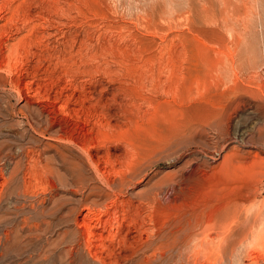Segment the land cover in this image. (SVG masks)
Returning a JSON list of instances; mask_svg holds the SVG:
<instances>
[{
    "label": "rangeland",
    "instance_id": "obj_1",
    "mask_svg": "<svg viewBox=\"0 0 264 264\" xmlns=\"http://www.w3.org/2000/svg\"><path fill=\"white\" fill-rule=\"evenodd\" d=\"M0 67V264H264V0H0Z\"/></svg>",
    "mask_w": 264,
    "mask_h": 264
},
{
    "label": "bare ground",
    "instance_id": "obj_2",
    "mask_svg": "<svg viewBox=\"0 0 264 264\" xmlns=\"http://www.w3.org/2000/svg\"><path fill=\"white\" fill-rule=\"evenodd\" d=\"M10 62H11V61H10ZM7 64H9V63H7ZM1 65H2V64H1ZM10 67H12V66L10 65ZM10 67H9V68H10ZM9 68H8V70H9ZM0 69H1V67H0ZM11 69H12V68H10V70H11ZM11 72H12V71H11ZM12 73H13V72H12ZM11 81H12V80H11ZM0 82H1V81H0ZM2 82H3V81H2ZM4 82H5V81H4ZM16 82H17V81H16ZM18 82H20V81H18ZM6 84H8V83H6ZM14 84H15V82H14ZM14 84H13V85H14ZM16 84H17V83H16ZM18 84H19V83H18ZM8 86H9V85H8ZM14 86H15V85H14ZM14 86H13V87H14ZM17 86H18V85H17ZM17 86H16V87H17ZM4 88H6V87H4ZM10 88H11V87H10ZM14 88H15V87H14ZM236 89H238V88L236 87ZM14 90H15V89H14ZM17 90H20V89L18 88ZM233 90H235V88H234ZM8 92H9V91H8ZM10 92H11V91H10ZM235 92H236L237 95H238L239 92H237V90H236ZM19 93H21V92H19ZM19 93H18V95H19ZM236 93H235V94H236ZM20 98H21V97H20ZM23 98H24V97H23ZM232 98H233V97H232ZM235 98H236V97H235ZM240 98H241V97H240ZM241 99H242V98H241ZM237 100H238V99H237ZM27 101H28V100H27ZM27 101H26V102H27ZM239 101H241V100L239 99ZM239 101H237V102H239ZM243 101H244V99H243ZM229 102H230V101H229ZM241 102H242V101H241ZM244 102H245V101H244ZM234 104H236V103L234 102ZM232 105H233V104H232ZM232 105H231V108H233ZM237 107H238V106H237ZM228 108H230V106H229ZM5 109H6V108H5ZM236 109H237V108H236ZM1 110H2V109H1ZM89 113H90V112H89ZM90 114H91V113H90ZM24 116H25V115H24ZM27 118H28V117H27ZM31 118H33V117H31ZM31 118H30V120H32ZM85 120H86V119H85ZM28 121H29V120L27 119V122H28ZM33 122H34V121H33ZM83 122H84V121H83ZM28 123H29V122H28ZM30 123H31V122H30ZM88 123H89V122H88ZM51 124H52V122H51ZM51 124H50V125H51ZM90 124H91V123H90ZM33 125H34V124H33ZM42 125H43V124H42ZM52 125H53V124H52ZM92 125H93V124H92ZM34 126H35V125H34ZM36 126H37V125H36ZM38 126H40V124H39ZM46 126H47V125H46ZM46 126H45V127H46ZM30 127H32L31 124H30ZM45 127H44V128H45ZM48 127L50 128L49 124H48ZM48 127H46V128H48ZM40 128H43V127H40ZM40 128H39V129H40ZM49 128H48V129H49ZM60 128H61V127H60ZM90 128H91V127H90ZM33 129H34V128H33ZM25 130H27V128H26ZM76 130H77V129H76ZM17 131H18V130H17ZM33 131L36 132L35 130H33ZM45 131H46V133H47V129H45ZM58 131H60V133H61V131H64L65 135H59L58 138H55V140H58V141H60V142H65V143L67 142V143H69V144H72V145L78 146V147L81 148V150L86 148V150L89 151V149H88L89 147H87V145L89 144V140H90V139H88V138H84L83 135H85V134H83L82 136H77V137H75V135H74V133H73V132H74L73 130H67V131H65L63 128H61L60 130H57V133H58ZM87 131H88V128H87ZM90 131H91V130H90ZM23 132H24V131H23ZM54 132H55V131H54ZM77 132H78V131H77ZM77 132H76V133H77ZM83 132H84V131H83ZM93 132H94V131H93ZM93 132H92V133H93ZM40 133H42V132H40ZM55 133H56V132H55ZM57 133H56V134H57ZM85 133H86V132H85ZM89 133H90V132H89ZM92 133H91V134H92ZM100 133H101V132H100ZM23 134H24V133H23ZM42 134H43V133H42ZM52 134H53V133H52ZM86 134H87V133H86ZM94 134H95V133H94ZM76 135H77V134H76ZM87 135H88V134H87ZM92 135H93V134H92ZM227 135H228V132H227ZM23 136H24V135H23ZM89 136H91V135H89ZM54 137H57V136L54 134ZM81 137H83V138H81ZM85 137H86V135H85ZM87 137H88V136H87ZM91 139L93 140V138H91ZM96 140H98V138H97ZM96 140H95V142H96ZM90 142H92V141H90ZM92 143H93V142H92ZM92 143H91V144H92ZM96 144L98 145V143H96ZM96 144H95V145H96ZM99 144H100V143H99ZM62 145H66V144L63 143ZM95 145L93 144V147H94ZM97 145H96V146H97ZM57 146H58V145H57ZM66 146H68V145H66ZM88 146H89V145H88ZM90 146H91V145H90ZM98 146H100V145H98ZM91 147H92V146H91ZM24 148H25V147H24ZM63 148H64V147H63ZM72 148H73V147H72ZM96 148H97V147H96ZM64 149H66V148H64ZM86 150H85V151H86ZM83 151H84V150H83ZM56 152H57V151H56ZM26 153H27V152H26ZM27 154H28V153H27ZM59 154L61 155V152H59ZM72 155H73V154H72ZM56 156H57V155H56ZM58 156H59V155H58ZM74 156H75V155H74ZM88 156H90V155H87L86 157H88ZM231 156H232V155H231ZM93 157H94V156H93ZM228 157H229V156H228ZM88 158H89V157H88ZM75 159H76V158H75ZM89 159H90V158H89ZM226 159H227V158H226ZM232 159H233V157H232ZM95 160H97V159H95ZM89 161H90L89 163L91 164V165H90V164H89V165L91 166V168H93L95 174L97 175V173H98V175L100 176V178L102 177V179H104L103 182L106 183L107 186H111V185H114L115 183H117V185L112 186V187H117V188H118V189H116L115 191H119V190H120V191L122 192V190L124 189L125 185H126L128 182H130V180H131V178L128 177V174H129L128 171H131V169L128 170V168H126L128 171L125 170V172L120 173V175L118 174L119 172H118V173L116 172V174H118L119 176H118V178H117L118 180L115 181V180H112V179H111V177L114 176L113 174H112V176H110V177L108 176V174L111 175L110 173H111V171H112L113 168L108 169V168L105 167V170H106V171H105V172H102V170H101L102 167L100 168V165L97 164V162H101V161L98 160V161L95 162V161L93 160L92 157H91V160H89ZM105 161H106V160H105ZM105 161H104V162H105ZM229 161H231L232 163L234 162V161H232V160H229V158H228V163H229ZM59 162H60V161H59ZM111 162H112V161H111ZM231 162H230V165L232 164ZM85 163H86V162H85ZM109 163H110V160H109ZM18 164H19V163H18ZM106 164H107V163H106ZM134 164H135V163H134ZM134 164H133V165H134ZM136 164H137V162H136ZM15 165H16V164H15ZM22 165H23V164H22ZM22 165H21V166H22ZM137 165H139V164H137ZM137 165H135V166H137ZM76 166H77V165H76ZM110 166H111V165H110ZM130 166H131V165H129V166L127 165V167H130ZM135 166H133V167H134V170H135ZM233 166H234V165H232L231 167H233ZM17 167H18V166H17ZM107 167H108V166H107ZM114 167H116V166H114ZM131 167H132V166H131ZM131 167H130V168H131ZM133 167H132V169H133ZM228 167H229V166H228ZM66 168H67V167H66ZM73 168H74V167H73ZM19 169H20V168H19ZM225 169H226V167H225ZM229 170H230V169H229ZM10 171H11V170H10ZM15 171H16V170H15ZM132 171H133V170H132ZM17 172H18V171H17ZM127 172H128V174H127ZM105 173H107V175H105ZM131 173H132V172H131ZM69 174H70V173H69ZM132 174H134V173H132ZM12 175H14V174H12ZM12 175H11V176H12ZM99 176H98V177H99ZM116 176H117V175H116ZM79 177H80V176H79ZM9 179H10V178H9ZM13 179H14V178H13ZM68 179H69V178H68ZM78 179H80V178H78ZM93 179H94V178H93ZM134 179H135V178H134ZM70 180H71V179H70ZM96 180H97V179H96ZM100 180H101V179H100ZM131 181H132V180H131ZM70 182H71V181H70ZM71 183H72V185H73V184L78 185V184H80V183H82V182H80V181L77 182V181L73 178ZM132 183H133V182H132ZM83 184H84V183H83ZM128 184H130V183H128ZM64 185H65V184H64ZM90 186H91V185H90ZM106 189H107V188H106ZM111 190H113V189H111ZM116 193H120V192H116ZM248 196H249V195H248ZM138 197H139V196H138ZM235 197H236V196H235ZM247 199H248V198H247ZM229 200H230V199H229ZM249 200H250V199H249ZM130 201H131V200H130ZM238 201H239V200H238ZM115 203H116V202H115ZM124 203H125V202H124ZM128 204H129V203H127L126 206H128ZM131 204H132V202H131ZM228 204H229V203H228ZM224 205H225V204H224ZM115 206H116V204H115ZM118 206H119V205H118ZM133 206H134V205H133ZM225 206H226V205H225ZM87 207H88V206H87ZM89 207H90V206H89ZM113 207H114V206H113ZM130 207H132V206H130ZM167 207H168V205H167ZM230 207H232V206H230ZM234 207H235V206H234ZM234 207H232V208H234ZM237 207H238V205H237ZM241 207H242V206H241ZM126 208H127V207H126ZM168 208H169V207H168ZM92 209H93V207H92ZM115 209H117V208H115ZM121 209H123V207H122ZM124 209H125V207H124ZM124 209H123V210H124ZM222 209H223V208H222ZM224 209H225V212L228 211V210H226V208H224ZM118 210H120V209H118ZM123 210H122V211H123ZM125 210H126V211H125ZM125 210H124V211L127 212V209H125ZM128 210H129V209H128ZM234 210H235V208H234ZM234 210H233V211H234ZM116 211H117V210H116ZM116 211H115V212H116ZM120 211H121V210H120ZM124 211H123V214H124ZM221 211L223 212V210H221ZM229 211H230V210H229ZM215 212H216V211H215ZM121 213H122V212H121ZM130 213H131V211H130ZM216 213H217V212H216ZM216 213H215V214H216ZM117 214H118V213H117ZM126 214H127V213H126ZM126 214H125V217H126ZM217 214L219 215V213H217ZM217 214H216V215H217ZM111 215H112V214H111ZM128 215H129V214H128ZM130 215H131V214H130ZM212 215H213V214H212ZM120 216H121V215H120ZM225 216H226V215H225ZM227 216H228V215H227ZM113 217H114V216H113ZM117 217H118V216H117ZM122 217H123V216H122ZM125 217H124V218H125ZM219 217H220V216H219ZM128 219H129V218H128ZM132 219H133V218H132ZM135 219H136V218H135ZM118 220H119V219H118ZM137 220H138V219H137ZM137 220H136V222H138ZM208 220H210V219H208ZM127 221H128V220H127ZM199 221H200V220H199ZM117 222H118V221H117ZM121 222H123V221H121ZM110 223H111V222H110ZM129 223H130V222H129ZM133 223H134V222H133ZM138 223H139V222H138ZM141 223H142V222H141ZM141 223H140V224H141ZM167 223H168V222H167ZM167 223H166V224H167ZM169 223H170V222H169ZM182 223H183V222H182ZM116 224H117V223H116ZM120 224H121V223H120ZM120 224H119V225H120ZM126 224H127V223H126ZM112 225H113V224H112ZM119 225H118V226H119ZM134 225H135V224H134ZM142 225H144V223H143ZM142 225H141V226H142ZM145 225H146V224H145ZM154 225H155V224H154ZM263 225H264V223H263ZM125 226H126V225H125ZM136 226H137V224H136ZM138 226H139V225H138ZM160 226H161V225H160ZM160 226H159V228H160ZM260 226H261V225H260ZM260 226L257 228V231H256V232H258ZM111 227H112V226H111ZM139 227H140V226H139ZM142 227H143V226H142ZM161 227H162V226H161ZM164 227H165V226H164ZM88 228H89V227H88ZM88 228H87V229H88ZM126 228H127V227H126ZM166 228H168V227H166ZM105 229H106V228H105ZM119 229H120V228H119ZM127 229H128V228H127ZM134 229H135V228H134ZM147 229H148V228H147ZM149 229H150V228H149ZM152 229H153V228H152ZM157 229H158V228H157ZM182 229L184 230L185 227H184L183 224H181V222H180V223H178V222H177V223H176V222L174 223V222H173V223H171V225L169 226L168 231H164L163 229H161V230H163V232H165V233L168 232V234H169L170 236H174V234H175L176 232H178V231H180V230H182ZM260 229H261V228H260ZM112 230H113V228H112ZM112 230H110V231H112ZM130 230H131V229H130ZM135 230H136V229H135ZM262 230H263V229H262ZM118 231H119V230H118ZM142 231H143V230H142ZM260 231H261V230H260ZM90 232H91V231H90ZM90 232H89V233H90ZM119 232H120V231H119ZM129 232H130V231H129ZM137 232H138V230H137ZM139 232H140V231H139ZM163 232H162V233H163ZM185 232H186V230H185ZM185 232H184V233H185ZM254 232H255V231H254ZM261 232H262V234H263V231H261ZM89 233H88V235H89ZM114 233H115V232H114ZM130 233H131V232H130ZM130 233H129V234H130ZM111 234H113V233H111ZM127 234H128V231H127ZM147 234H148V233H147ZM153 234H154V233H153ZM155 234H156V233H155ZM160 234H161V233H160ZM257 234H258V233H257ZM259 234H260V233H259ZM91 235H92V233H91ZM251 235H252V234H251ZM92 236H93V235H92ZM112 236H113V235H112ZM125 236H127V235H125ZM138 236H139V237H142L141 235H138ZM156 236H157V235H156ZM259 236H261V234H260ZM259 236L255 235V236H253L252 238H250L249 240L246 238V239L248 240V241H247V247H248V250H249L248 253H249L250 256H253V258L251 257V258L253 259V261H254V258H256V259L258 260V255H260V254H258V253H259V249H260V248H261V249L263 248V247H262V245H263V244H262V243H263L262 240L260 241V244H262V245H259L260 248H259V246H258V241H259L258 237H259ZM89 237H90V236H89ZM128 237H129V236H128ZM128 237H127V238H128ZM132 237H133V236H132ZM159 237H160L159 239H161V237H163V236H160V235H159ZM165 237H167V236L165 235ZM261 237H263V236H261ZM91 238H92V237H91ZM118 238H119V237H118ZM123 238H124V236H123ZM123 238H122V239H123ZM127 238H126V240H127ZM130 238H131V237H130ZM130 238H129V239H130ZM148 238H152V237H149V236H148ZM155 238H156V237H155ZM87 239H89V238H87ZM113 239H114V238H113ZM153 239H154V238H153ZM159 239H158V240H159ZM166 239H167V238H166ZM260 239H261V238H260ZM95 240H96V239H95ZM99 240H100V239H99ZM136 240H137V238H136ZM140 240H141V238H140ZM140 240H139V241H140ZM147 240H148V239H147ZM150 240H151V239H150ZM150 240L147 241V243H149ZM112 241H113V240H112ZM114 241H116V244H117V240H114ZM132 241L134 242L135 240L132 239ZM142 241H145V240H143V237H142ZM142 241H140V242H142ZM152 241H153V240H152ZM154 241H155V239H154ZM162 241H163V240H162ZM182 241H183V240H182ZM91 242H92V241H91ZM157 242H159V241H156V242H154V243L157 244ZM261 242H262V243H261ZM113 243H114V242H112V244H113ZM123 243H124V242H123ZM147 243H144V245H146ZM159 243H160V242H159ZM161 243H162V242H161ZM95 244H96V243H95ZM126 244H127V243H125V245H126ZM137 244H138V242H137ZM137 244H136V246H137ZM151 244H153V242H152ZM156 244H154V245H156ZM114 245H115V244H114ZM114 245H113V246H114ZM121 245H124V244H121ZM128 245H129V244H128ZM130 245H132V243H131ZM134 245H135V244H134ZM147 245H150V243L147 244ZM158 245H162V244H158ZM86 246H87V245H86ZM113 246H112V247H113ZM118 246H119V245H118ZM118 246H117V247H118ZM152 246H153V245H152ZM165 246H167V245H165ZM245 246H246V243H245ZM263 246H264V245H263ZM89 247H91V245H90ZM92 247H93V246H92ZM96 247H97V246H96ZM112 247H111V248H112ZM123 247H124V246H123ZM125 247H128V246H125ZM132 247H133V245H132ZM147 247H148V246H147ZM149 247H151V246H149ZM120 248L122 249L121 246H120ZM129 248H131V247H129ZM141 248H143V247H141ZM115 249H116V248H115ZM133 249H135V248L133 247ZM108 250H109V249H108ZM126 250H127V249H125V252H127ZM135 250H136V249H135ZM140 250H141V249H139V250H137V251H140ZM156 250H160V248H159V249L156 248ZM168 250H169V249H168ZM168 250H167V252L169 253V252H171L172 249L169 250V251H168ZM174 250H175V249H174ZM88 251H89V249H88ZM111 251H112V250H111ZM132 251H133V250H132ZM141 251H143V249H142ZM144 251H145V248H144ZM144 251H143V253H144ZM152 251H153V250H152ZM161 251H162V249H161ZM161 251H160V253H161ZM246 251H247V250H246ZM263 251H264V250H263ZM89 252H90V251H89ZM108 252H109V251H108ZM158 252H159V251H158ZM165 252H166V251H165ZM167 252H166V253H167ZM92 253H93V252H92ZM92 253H91V254H92ZM94 253H95V252H94ZM118 253H121V251H119ZM145 253H147V252H145ZM154 253H155V252H154ZM108 254H109V253H108ZM122 254H123V253H122ZM124 254H126V253H124ZM129 254H132V252L129 253ZM116 255H117V253H116ZM134 255H136L135 252H134L133 256H134ZM139 255H142V253H139ZM153 255H154V254H153ZM171 255H172V254H171ZM96 256H97V255H96ZM117 256H119V255H117ZM124 256H126V255H124ZM128 256H129V255H128ZM160 256H161V255H160ZM113 257H115V256H113ZM119 257H120V256H119ZM121 257H123V255H122ZM135 257H136V256H135ZM142 257H144V256H142ZM154 257H155V255H154ZM169 257H170V256H169ZM259 257H260V256H259ZM124 258H125V257H124ZM171 258H172V257H171ZM153 259H154V258H153ZM159 259H160V258H159ZM173 259H174V258H173ZM120 260H121V258H120ZM124 260H125V259H124ZM157 260H158V259H157ZM165 260H166V259H165ZM165 260H164V261H165ZM175 260H176V258H175ZM57 261H58V260H57ZM122 261H123V260H122ZM131 261H132V260H131ZM158 261H159V260H158ZM161 261H162V260H161ZM101 262H102V261H101ZM176 262H177V261H176ZM167 263H168V262H167ZM171 263H172V262H171ZM118 264H119V263H118ZM147 264H148V263H147ZM165 264H166V263H165ZM176 264H177V263H176Z\"/></svg>",
    "mask_w": 264,
    "mask_h": 264
}]
</instances>
